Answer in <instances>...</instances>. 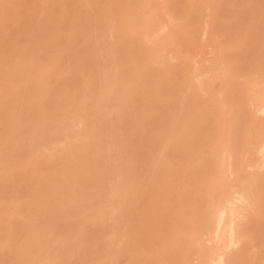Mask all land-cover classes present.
<instances>
[{
    "label": "rangeland",
    "instance_id": "1",
    "mask_svg": "<svg viewBox=\"0 0 264 264\" xmlns=\"http://www.w3.org/2000/svg\"><path fill=\"white\" fill-rule=\"evenodd\" d=\"M150 2L139 35L105 27L114 56L93 51L103 29L90 28L80 44L96 64L89 83L63 49L61 73L76 90L89 85L87 100L61 129L29 117L17 132L0 212L23 245L45 240L39 264H264V0ZM45 11L33 26L27 17L23 42L47 58L58 48L45 45ZM21 164L28 178L15 176ZM136 185L131 214L117 201ZM48 193L58 200L42 204ZM15 243L0 264H15Z\"/></svg>",
    "mask_w": 264,
    "mask_h": 264
},
{
    "label": "bare ground",
    "instance_id": "2",
    "mask_svg": "<svg viewBox=\"0 0 264 264\" xmlns=\"http://www.w3.org/2000/svg\"><path fill=\"white\" fill-rule=\"evenodd\" d=\"M26 1H28V2H26ZM29 1H31V0H0V183L2 182L3 186H5L3 181L7 180L8 177H12L11 173H10L11 170L8 169L7 162L9 161L10 156H12L11 153H12V147L15 143L14 141L16 140L18 133L19 132L22 133V130L27 126V121H28L29 117L34 119L35 122H37V123H41L45 120L47 122H49V120L51 119L52 123H53V124H51V125H53L51 128H53V130L61 129V127H62L61 125H63V124H61L62 118L64 117L63 114L66 113L67 111H69L68 110L69 106L71 107L72 105H82V104H85V101L87 100L86 87H89V85L88 86L84 85L85 87L82 86L83 89H85L83 92L80 91L81 89L76 90L78 87L76 89L74 88L76 85L74 86L71 83L72 77L70 78L69 75L67 76V75H63L61 73L60 66H62L61 65L62 52L65 53V51L63 49L65 47L67 48V49H65L66 51L69 48L71 49V51L73 52V53L71 52L72 56H74V58H75L74 59L75 60L74 61L75 66L73 67V69L76 68L77 70H79V74L80 73L82 74V79H84L83 80L84 83H86V84L89 83L94 76L93 75L94 73L92 72V68L95 67L96 64L94 63L95 65L93 66V63L91 62V60H93L94 57L91 59L92 56L90 55L91 56L90 57L88 54H86L88 52L85 51L86 53H84V51H82V48H81L84 46L83 45L80 46V44L82 43L83 39L87 38L88 37L87 35L90 34V33H88V32H91L90 28H92V26L94 25V27H102V29H103V30H101L99 37L95 38V36H94V41H93L94 47H92V48H94L93 51L104 52V53H106V55L108 53L109 54L111 53V55L114 56V54L112 52H113V49H115V48L111 47V45H112V44H110L111 41L108 40V38H107L108 35L106 34L108 27L113 25L114 22L118 21L121 23V26L123 29V30H121V32L123 34L128 35L129 32H132V33L139 35L140 30H141L139 26H142V23H143L142 21L145 19L144 18L145 14L150 12V10L147 9L148 5L150 3H153V2H150L152 0H94L95 3H93V2L92 3L94 5L96 4L95 8H96V11L98 13H96V14H90L89 13L88 14L87 13L88 7L86 9V5L88 4L87 3L88 1L91 3L90 0H51V2H53V3H51V2H49V3L53 4L52 5L53 7H51L52 10L50 12H52V16H50L51 13L47 9H43L44 4H46V2L49 0H32L31 3ZM158 5H159V3H158ZM158 5H156V6H158ZM154 7L155 6H153V8ZM150 8H152V7H150ZM43 10L48 11V12H46V11L43 12V14L50 13V14H48L50 16V18L48 17V15H46V14L45 15H46V20L48 18L49 23L51 22L50 24L47 22L49 25H46L47 26V29H46L47 33H45V34L48 37H47L46 41L44 39L43 40L46 42L45 45L47 44V45H51V47H57L58 48L56 50L54 49V51H52V53L49 50L48 52H50L49 53L50 55H48V53L46 52L47 53L46 57L48 55L47 58L43 57L45 55H42L43 53H41V51L37 52L35 50L37 47L36 48L34 47V49H33L32 47L24 46V42H23L24 39H28V40H26V42H29L30 38H28V37L24 38L26 36H29V33H31L30 29H28L27 27L30 28V25L32 23H33L32 26L34 25V22L37 20H34L33 18L35 17L36 19L37 18L39 19L40 12H42ZM146 10H149V11H147V13H146ZM96 11H94V12H96ZM36 14L38 15V17ZM31 15H33V17ZM150 15L147 17H151ZM30 16H31V20L29 19V21H33V22L30 23V25H28L27 24L28 22H25V21H26L27 17L30 18ZM42 22H44V21H42ZM36 23H38V22H36ZM47 23H45V24H47ZM144 23H146V22L144 21ZM149 23H150V21H149ZM25 24H27L28 26L26 27ZM40 24H36V25L39 26ZM146 24H148V23H146ZM151 24H152V22H151ZM24 25L30 32L26 31L25 29L23 30ZM38 26H35V27H38ZM40 26L42 27L43 25H40ZM151 26H150V28H151ZM105 27H107L106 28L107 30L105 29ZM31 28H33V27H31ZM38 28H40V27H38ZM146 28H142L143 32H144V29L146 30ZM38 30H40V29H38ZM104 30H105V32H104ZM102 31H103V33H102ZM143 32H141V33H143ZM146 33L147 32H145V34ZM97 34H99V33H97ZM90 36H91V34H90ZM130 36H132V35H130ZM133 36H134V34H133ZM89 39H90V37H89ZM139 39H140V36H139ZM87 47H88V45H87ZM163 47H164V44H163ZM49 49H51V48H49ZM40 50L43 51L44 49L42 48ZM84 50H86V49H84ZM46 51H47V49H46ZM93 51H92V53H93ZM157 51H159V50H157ZM43 52L45 53V50ZM66 53H68V52H66ZM156 53L157 52L154 53V56ZM89 54H91V53H89ZM157 54L160 56L159 53H157ZM161 56H162V54H161ZM98 58H100V57H98ZM62 60H64V59H62ZM94 62H95V60H94ZM97 62H99V61H97ZM96 69H97V66H96ZM98 70H99V68H98ZM93 71H94V68H93ZM83 82H81V83H83ZM28 89L29 90L31 89L30 90L31 92L27 91ZM32 119L30 120L31 122L29 121L28 123H32L33 122ZM35 122H33V123H35ZM59 125H60V128H58ZM32 130H34V129H32ZM48 132H50V131H48ZM52 133H51V135H52ZM25 135H28V134H25ZM19 137H18V139H19ZM13 149H15V148H13ZM35 158H36V156H35ZM11 159H12V157H11ZM33 159L30 158V160H32V161H33ZM36 161H38V160L36 159ZM10 163H12V162H10ZM104 163L106 164V160H104ZM24 164H26V162ZM37 164L38 163H36V166H37ZM28 165H31V166L33 165L36 169L35 170L32 169V170L35 171V174H38L39 170L34 165V163H31ZM14 167L17 168V172L14 173V174H16L15 175L16 177L19 174L22 177L23 176L25 177L24 174H26L27 172H28L27 175L30 174L28 166L21 164L19 166H14ZM14 167L12 166L11 168H14ZM12 171L14 172V171H16V169H14ZM17 173H19V174L17 175ZM31 174H32V172H31ZM31 176L32 175H30V177ZM28 177H25V178H28ZM19 179H21V178L19 177ZM2 183L0 184V187L4 188V187H2ZM9 184H11V183H9ZM7 186H8V184H7ZM141 188L142 187L137 186V185L130 187L127 194L125 195L124 199L123 200L118 199L117 205L119 204L121 207L127 208L131 212V214L135 213L134 210H135L137 202H138L139 194L142 191ZM4 190H7V189H4ZM4 190H3V192H4ZM57 192H59V191H57ZM57 192L56 193L52 192L51 194H53V193L57 194ZM48 194H49V196H48ZM48 194H46L47 196L42 195L45 198H42V196H41V197H37V199H35L36 198L35 197L34 201L35 200L39 201L38 198H42L43 201H40V202L43 204V203L47 202L46 199L49 198V200H52L51 198H53V200H55V198L57 199L58 197L61 196L60 194H64V193H62V192L59 193V196L55 197V198L51 197L50 193H48ZM40 202H37L38 204H36V206L42 205ZM48 203H46V204L48 205ZM27 206H29V205H27ZM30 207H32V206H29L27 209H29ZM38 208H39V206H37V209ZM32 209L34 210V208H32ZM38 211H40V210L38 209ZM0 215H1L0 216V224H1L0 225L1 226L0 227V254L6 253L5 255H7L9 252L6 249L10 246V243L13 246L12 243L15 242V240H16V243H17V241L19 242V239L17 240L18 236H16V233L14 232L16 230L13 229V227H14L13 221L15 220V218L13 216L12 217L11 216L5 217V215L2 216L1 212H0ZM13 218H14V220H12ZM220 220H221V222L223 221L221 218H220ZM4 224H5V227H4ZM12 229L14 231H12ZM13 236H15V237L13 238ZM34 236L35 237H31L28 235V237L31 238V240L26 238V241H25L26 243H24V245L22 244L24 242V239L22 241L20 240V242L17 243L20 246V249H18L19 247L17 248L16 255L14 253H12L14 256L11 257L10 261L14 262L15 264H17V263L18 264H39L40 263L39 260L40 261L42 260L41 248L43 247V246L41 247V244H42L41 242L43 240H42V237H40V236H36V235H34ZM12 239H13V242H11ZM27 240H29V241H27ZM5 255H0V256L2 257ZM219 256H221V255H218V257ZM14 257H16V258L14 259ZM223 258L224 257L221 256L219 260H215L216 264H224L222 261L225 260V258L224 259ZM4 259H5V257H4ZM13 259H14V261H13ZM213 259H216V258H213Z\"/></svg>",
    "mask_w": 264,
    "mask_h": 264
}]
</instances>
